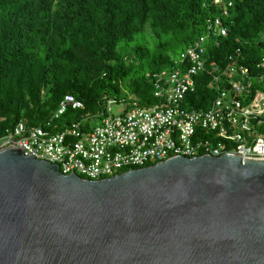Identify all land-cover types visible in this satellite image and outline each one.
Returning <instances> with one entry per match:
<instances>
[{
	"label": "water",
	"instance_id": "water-1",
	"mask_svg": "<svg viewBox=\"0 0 264 264\" xmlns=\"http://www.w3.org/2000/svg\"><path fill=\"white\" fill-rule=\"evenodd\" d=\"M0 264H264V158L174 156L90 181L1 149Z\"/></svg>",
	"mask_w": 264,
	"mask_h": 264
},
{
	"label": "trees",
	"instance_id": "trees-1",
	"mask_svg": "<svg viewBox=\"0 0 264 264\" xmlns=\"http://www.w3.org/2000/svg\"><path fill=\"white\" fill-rule=\"evenodd\" d=\"M231 2L226 37L208 58L224 64L238 48L240 64L257 75L264 0ZM221 7L213 0H0V135L18 122L42 125L67 94L83 109L65 117L95 114L107 99L154 105L151 74L170 68L173 48L193 44ZM207 81L206 74L195 79L184 106L207 108L214 97Z\"/></svg>",
	"mask_w": 264,
	"mask_h": 264
},
{
	"label": "built area",
	"instance_id": "built-area-1",
	"mask_svg": "<svg viewBox=\"0 0 264 264\" xmlns=\"http://www.w3.org/2000/svg\"><path fill=\"white\" fill-rule=\"evenodd\" d=\"M222 4L217 17L207 18L205 31L185 48L172 66L153 73L154 105L140 106L136 101L107 99L95 114L70 118L52 130L69 111L83 109L71 94L64 95L56 109L40 126L27 127L18 122L0 135V150L20 148L58 167L63 175L71 173L84 180L111 178L179 156L192 158L234 154L264 158V91L253 88L264 80V56L256 64L259 74L251 75L240 64L242 54L235 49L220 64L208 58V48L218 46L226 37L223 21L228 17L231 0H213ZM208 75L206 88L214 93L207 108L184 106L195 89V79ZM122 112L112 114V105ZM93 121H98L93 124Z\"/></svg>",
	"mask_w": 264,
	"mask_h": 264
},
{
	"label": "rangeland",
	"instance_id": "rangeland-1",
	"mask_svg": "<svg viewBox=\"0 0 264 264\" xmlns=\"http://www.w3.org/2000/svg\"><path fill=\"white\" fill-rule=\"evenodd\" d=\"M185 50V45H183V44H180V45H176L174 48H173V50L171 51V53L169 54V56H170V58L172 59V60H178V58H179V55L183 52ZM262 87H264V83L262 82L261 83V85H260V89H262ZM110 110H111V113L112 114H118V113H120V112H122V107H121V105H119V104H117V105H112L111 107H110ZM73 114H71V115H68V116H64L62 119H61V121H60V125H63L65 122H66V120H67V118H73ZM98 123V121H93L92 122V125L93 124H97Z\"/></svg>",
	"mask_w": 264,
	"mask_h": 264
}]
</instances>
